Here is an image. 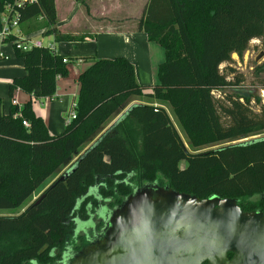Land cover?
<instances>
[{"label":"trees","instance_id":"obj_1","mask_svg":"<svg viewBox=\"0 0 264 264\" xmlns=\"http://www.w3.org/2000/svg\"><path fill=\"white\" fill-rule=\"evenodd\" d=\"M8 1L0 0V12ZM18 12L26 33L42 31L56 43L89 37L57 29L54 0ZM138 30L164 49L158 83L140 85L123 57L91 58L77 77L75 118L59 134L48 132L32 101L54 95L68 58L45 47L14 49L24 75L8 83L7 94L30 98L5 112L0 97V210L21 208L0 213V264H54L66 247L85 245L79 225L92 226L146 183L264 210V105L254 92L215 97L241 81L228 77L231 55L241 57L251 40L264 43V0H148ZM255 69L264 72V58ZM132 98L144 103L125 109ZM165 106L192 146H217L188 149Z\"/></svg>","mask_w":264,"mask_h":264},{"label":"water","instance_id":"obj_2","mask_svg":"<svg viewBox=\"0 0 264 264\" xmlns=\"http://www.w3.org/2000/svg\"><path fill=\"white\" fill-rule=\"evenodd\" d=\"M70 264H264V210L146 183L110 210L102 239Z\"/></svg>","mask_w":264,"mask_h":264},{"label":"crops","instance_id":"obj_3","mask_svg":"<svg viewBox=\"0 0 264 264\" xmlns=\"http://www.w3.org/2000/svg\"><path fill=\"white\" fill-rule=\"evenodd\" d=\"M147 1L54 0L57 29L61 33L85 34L89 37L83 41L56 43L50 36L51 40L47 41L54 42L56 53L68 58V74L56 79L54 95L50 98H39L32 101L33 111L43 119L50 134H59L63 131L71 104L77 96V77L91 65V58L123 57L134 66L135 77L140 85L151 86L158 83V67L165 60L164 49L157 42L149 41L146 34L138 30V21ZM59 2L61 3L60 6L58 5ZM41 32L26 33L20 25L13 37L20 38L26 34H35V38L42 40L37 36V34H42ZM4 45L10 46L16 57L14 48L10 43L1 45L0 51L5 54L2 50ZM5 55V58L9 57L8 53ZM1 67L0 72L2 69L7 70L9 68L6 77L0 75V97L3 100L4 111L8 112L10 105H12V99L7 94L8 83L14 77L24 75L23 62L20 59V61H14L9 66ZM29 98L28 94L16 90L14 99L17 100L19 106ZM137 103L144 102L132 98L125 109ZM165 109L172 121V111L167 106Z\"/></svg>","mask_w":264,"mask_h":264},{"label":"rangeland","instance_id":"obj_4","mask_svg":"<svg viewBox=\"0 0 264 264\" xmlns=\"http://www.w3.org/2000/svg\"><path fill=\"white\" fill-rule=\"evenodd\" d=\"M60 2H59V6H60ZM64 5H66V3H63ZM60 16H61V10H60ZM38 38H41L43 43H47V41L51 40L50 36H43L41 34H37ZM264 43L262 40H251L248 44V48L247 50L241 55V57H238L236 54H232L231 58H232V62L230 63V68L233 69L232 73L228 75L230 80H233V76H239L241 78L240 83L237 86H234L232 88H224L219 92L215 93V97H219V95L221 94H237V95H242L244 97L248 96V94L250 92H254L259 98V92L260 90H262V94L264 95V88H262V86L264 85V72H256L255 67L259 64L262 63L263 58H264ZM3 52L6 54L8 53L9 57L5 58V59H1L0 60V67L1 66H9L10 64H13V62H18L20 61V58L15 57L13 54L12 49H10V46H3L2 47ZM224 67V66H223ZM222 67V68H223ZM2 68V67H1ZM8 68V67H7ZM14 68V67H13ZM12 68V69H13ZM9 68L6 69H2L0 72V75H2L1 77H6V74L8 73ZM261 100V104L264 105L263 100L260 98ZM253 105L254 109L258 108V105H254V102L252 101L251 103ZM167 108H169L167 106ZM171 118L173 121V124L175 126V128L177 129L184 145L190 149V150H195V149H205V148H210V147H215L217 146V144L211 143L209 145H204L201 147H194L190 144V139L187 136V134H185V132L183 131V129L181 128V126L178 124L177 119L175 118L174 114L171 112ZM264 132H262L259 135H262ZM258 134L254 135V136H250V137H245L243 139H239L237 141H241V140H247V139H251V138H255L259 136ZM181 166L185 165V162L182 161L180 163ZM66 168V166H64L63 168L59 169L55 174H59L61 173L62 170H64ZM51 180L48 179L44 182V184H42V186H40L37 191L34 193V195H37L39 193V191H41V189L47 184L49 183V181ZM254 199L257 198V196L253 197ZM20 209H17L15 211H6V210H0V213H18ZM96 222H98V220H95ZM80 226V230L84 231L87 227L90 226V223L86 224H81ZM85 228V229H84Z\"/></svg>","mask_w":264,"mask_h":264},{"label":"built area","instance_id":"obj_5","mask_svg":"<svg viewBox=\"0 0 264 264\" xmlns=\"http://www.w3.org/2000/svg\"><path fill=\"white\" fill-rule=\"evenodd\" d=\"M35 0H9L3 6L0 12V46L6 43H10L14 49L27 51L31 48L45 47L55 52L54 42L43 43L42 40L35 38V34H26L20 38H16L13 41H9L8 38L13 36L14 32L19 29V12L18 10L27 3L34 2ZM6 55L0 51V59L5 58ZM66 62V59H63ZM12 105H18L16 99L11 100ZM19 106V105H18ZM75 104H71L70 111L67 117V122L75 118ZM24 126L28 124L23 121Z\"/></svg>","mask_w":264,"mask_h":264},{"label":"flooded vegetation","instance_id":"obj_6","mask_svg":"<svg viewBox=\"0 0 264 264\" xmlns=\"http://www.w3.org/2000/svg\"><path fill=\"white\" fill-rule=\"evenodd\" d=\"M107 215H105L103 218H97L99 221H103V224L99 229L96 227L95 221H92L91 224L92 226L87 227L82 233L79 231V234L83 235L86 237V243L83 245L81 248L75 250L72 247L68 246L66 247V250L64 253L61 255L60 259L56 261L54 264H70L74 255H76L82 248L88 246L90 243L102 239V229L104 226V222L106 220ZM100 221V222H101ZM94 222V225H93Z\"/></svg>","mask_w":264,"mask_h":264},{"label":"bare ground","instance_id":"obj_7","mask_svg":"<svg viewBox=\"0 0 264 264\" xmlns=\"http://www.w3.org/2000/svg\"><path fill=\"white\" fill-rule=\"evenodd\" d=\"M263 90V89H262ZM262 90H261V95L263 96V98H264V95L262 94Z\"/></svg>","mask_w":264,"mask_h":264}]
</instances>
